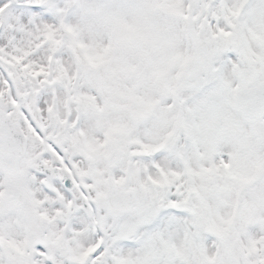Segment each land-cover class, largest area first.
Returning a JSON list of instances; mask_svg holds the SVG:
<instances>
[{"label": "snow or ice", "instance_id": "1", "mask_svg": "<svg viewBox=\"0 0 264 264\" xmlns=\"http://www.w3.org/2000/svg\"><path fill=\"white\" fill-rule=\"evenodd\" d=\"M0 264H264V0H0Z\"/></svg>", "mask_w": 264, "mask_h": 264}]
</instances>
